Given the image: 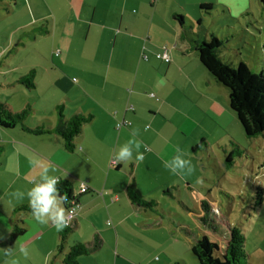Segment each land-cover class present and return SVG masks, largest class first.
I'll return each instance as SVG.
<instances>
[{
	"label": "crops",
	"instance_id": "crops-1",
	"mask_svg": "<svg viewBox=\"0 0 264 264\" xmlns=\"http://www.w3.org/2000/svg\"><path fill=\"white\" fill-rule=\"evenodd\" d=\"M64 1L49 7L50 21L46 19L47 25L39 27L52 50L28 54L31 59L24 68L12 67L4 58L11 50L16 51L6 36L0 50V100L13 112L30 105L31 112L23 121L29 127L39 123L54 127L60 104L65 117L79 114L91 118L74 139L73 150H67L62 137L54 132L33 134L21 124L10 128L0 125V264L9 259L3 255L4 249L21 244L29 249L30 258H20V264H41L42 257L49 253L50 264H63L69 247L89 243L95 236L101 238L100 246L80 256L79 264H153L145 240L162 228H156L153 221L158 217L170 234L175 221L171 216V224H166L158 209L134 205L127 186L133 182L146 199L158 203L164 197H178L187 208L180 199L184 186L187 200L198 201L200 207L198 212L189 208L188 212L201 219L205 201L197 181L204 178V155L210 156L213 147L225 155L229 148L223 146L234 137L230 128L235 118L228 95L225 98L224 91L219 92L209 80L191 43L193 35L217 37L204 21L213 15L215 0H180L183 9H198L192 15L197 29L188 32L184 17L181 25L175 18L180 11L168 0ZM201 4L209 5V12L202 10ZM246 10L241 5L239 17ZM222 12L235 19L231 7L223 6ZM23 29L19 27L18 31ZM183 32L187 37H182ZM21 41L24 38H18L14 46ZM164 47L170 61L157 56ZM220 50L223 60L232 64L231 55L224 52L234 49L222 44ZM31 69L35 70V87L30 89L17 79ZM118 122L127 124L117 127ZM133 129L139 130L135 139L141 142L139 150L144 160L114 165L113 153L133 138ZM202 139L207 146L195 149ZM211 139L215 146H210ZM177 154L191 160V174H174L164 167V160ZM41 164H54L57 170L51 174L69 180L78 198L76 216L60 251V232L50 224H37L31 211L18 209L28 205L27 197L12 198L13 192L25 191L31 182L39 180ZM81 181L87 183L88 190L80 194ZM205 204L208 210L212 207ZM195 222L199 225L198 219ZM15 225L22 226L24 232L10 241ZM192 244L190 240L189 247ZM168 264H177V259Z\"/></svg>",
	"mask_w": 264,
	"mask_h": 264
},
{
	"label": "rangeland",
	"instance_id": "rangeland-1",
	"mask_svg": "<svg viewBox=\"0 0 264 264\" xmlns=\"http://www.w3.org/2000/svg\"><path fill=\"white\" fill-rule=\"evenodd\" d=\"M168 1L176 5L180 11L178 14L184 17L185 30L187 32L191 29L196 30L197 22L192 15L197 14L198 9L187 11L180 6V0ZM62 3L65 1L0 0V50L4 47L6 36L9 37V46L12 44V49L19 50L17 52L11 50V53L4 57L9 59L12 67L22 69L26 65L25 62H28L27 59H31L28 54L52 50L50 42L42 38L40 32L43 29L39 31V27L47 25L46 19L50 21L49 7ZM250 3L247 6V0L238 2L215 0L213 15L205 17L204 21L209 31L215 30L217 38L223 40V46L234 49L224 52L226 55H231L233 65L242 60L260 75L264 73V8L260 7L258 0H251ZM239 4L245 5L246 11H249L245 16L239 17L240 13L237 12L241 6H238ZM223 6L232 8L231 16L235 19H229L222 12ZM188 17L193 19L192 22ZM22 26L25 28L23 34H21L23 30L18 31ZM20 37L24 38V41L14 46ZM195 38L196 35H193L192 40ZM14 73L13 76L16 77L17 72ZM208 77L215 82L209 73ZM216 86L219 92L224 91V96L227 98V89L218 83ZM233 116L235 121L230 131L237 147L234 148L232 161L225 163L222 150L219 152L214 147L210 149V156L204 155L202 161L204 178L197 189L203 201L214 206L208 210V222L205 223L188 212V208L198 212L200 207L198 201L194 203L187 200L183 193L186 189L184 186H181L180 199L187 208H184L178 197H164L159 201L160 205L157 209L165 217L164 223L171 224L170 217H173L175 229L173 234H170L164 229L158 217L153 221L156 228L159 227L158 225L162 227L147 236L145 240L154 257L153 264H168L173 259H177V264H200L190 251V240L194 241L205 234L210 241H216L217 236H222L223 231L228 229V225L237 226L242 230L250 264H264V135L255 138L246 137L234 113ZM27 121L31 123V119ZM230 141L228 139L227 146L223 148L231 149ZM210 143V146H215L213 139ZM169 210L174 213H170ZM195 218L198 219L199 225L196 224ZM178 225L189 228L191 233L183 236V228ZM213 228L215 232L212 231Z\"/></svg>",
	"mask_w": 264,
	"mask_h": 264
},
{
	"label": "trees",
	"instance_id": "trees-1",
	"mask_svg": "<svg viewBox=\"0 0 264 264\" xmlns=\"http://www.w3.org/2000/svg\"><path fill=\"white\" fill-rule=\"evenodd\" d=\"M260 7L264 8V0H258ZM200 8L209 12L210 6L201 4ZM249 11H245L242 16H245ZM182 23V16H175ZM182 37H187L183 32ZM193 49L197 52L199 61L203 67L212 76L214 83H218L225 87L228 91L229 107L239 121L243 133L248 138H255L264 135V73L257 74L247 66L242 60L236 65H233L220 56V49L223 40H219L215 35H211L208 39L196 38L191 40ZM35 70L31 69L26 74L21 75L17 82L25 85L27 88H34ZM57 124L50 127L47 123H39L29 127L23 124V121L31 112L30 105H26L20 111L13 112L6 103L0 100V125L3 127H14L21 124L23 129L33 134H44L54 132L62 137L64 146L67 150H73L74 139L81 133L83 125L91 118L90 115L74 114L70 117H65L63 114V105H58L57 108ZM231 149L225 153V163L232 161V154L237 144L234 140L230 141ZM207 143L204 139L195 146V149L206 147ZM229 151V152H228ZM60 194L67 197L65 209L71 206V201L74 199L72 183L69 180H60L57 185ZM165 192H169L168 190ZM127 195L130 201L137 207L146 210H155L159 203L155 199H146L133 182L127 186ZM78 201V198L76 197ZM203 215L201 221L208 222V208L202 202ZM214 208V206H212ZM22 210H29L28 205H22ZM184 228L186 233H190L189 228ZM70 231V226L60 232V242L58 251H60L65 243L67 233ZM215 232V228L212 230ZM24 232V228L20 225H15L10 232L9 240L12 241ZM217 236V235H215ZM218 240L210 241L203 234L197 237L190 247L191 253L196 257L200 264H250L249 254L245 248V237L242 230L237 226H229L222 236H217ZM101 244V238L95 236L89 243H76L69 247L65 253L63 264H79L80 256L90 253Z\"/></svg>",
	"mask_w": 264,
	"mask_h": 264
},
{
	"label": "clouds",
	"instance_id": "clouds-1",
	"mask_svg": "<svg viewBox=\"0 0 264 264\" xmlns=\"http://www.w3.org/2000/svg\"><path fill=\"white\" fill-rule=\"evenodd\" d=\"M145 130H147V126ZM131 135L133 138L120 145L118 151L113 153L111 159L114 165L125 162L138 163L144 160V153L139 150L141 142L135 139L139 135V130L133 129ZM179 151L177 149L178 153ZM39 167L41 168L39 180L31 182L32 186L25 191L13 192L12 198L21 200L27 197L33 220L39 225L50 224L54 226L57 232H61L69 226L74 218L72 213L66 212L62 206L67 203L68 198L62 196L57 187L61 178L51 174L56 172V166L54 164H41ZM164 167L179 175L191 174L194 171L191 160L185 159L182 154H177L170 160H164ZM197 182L202 183V180L198 179ZM9 202L11 203V201ZM3 255L9 257L3 264H20V258H30V251L25 245L21 244L18 247L4 249ZM50 257L51 253L44 255L41 264H50Z\"/></svg>",
	"mask_w": 264,
	"mask_h": 264
},
{
	"label": "built area",
	"instance_id": "built-area-1",
	"mask_svg": "<svg viewBox=\"0 0 264 264\" xmlns=\"http://www.w3.org/2000/svg\"><path fill=\"white\" fill-rule=\"evenodd\" d=\"M157 56L159 58L165 60V61H170L171 60L170 54H169V52H168L166 47H164L162 52L157 53ZM151 95L153 96L154 94L151 93ZM125 124H127V122H118L116 125H117V127H120L121 125H125ZM82 189H84V190H82ZM87 190H88L87 183L84 182V181H81L80 184H79V191L78 192L81 194V193H85ZM78 205H79V203L76 200V197L74 196V199L71 201V206L66 209V212H71L73 217L75 218V216H76V208L78 207ZM74 218L70 222L69 226H71V224L73 223Z\"/></svg>",
	"mask_w": 264,
	"mask_h": 264
}]
</instances>
